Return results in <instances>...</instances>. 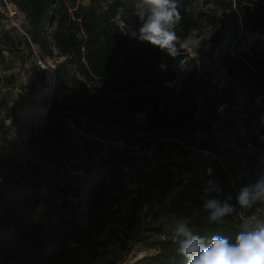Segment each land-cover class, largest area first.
<instances>
[{
    "label": "trees",
    "instance_id": "1",
    "mask_svg": "<svg viewBox=\"0 0 264 264\" xmlns=\"http://www.w3.org/2000/svg\"><path fill=\"white\" fill-rule=\"evenodd\" d=\"M7 1L14 4L24 17L25 33H18L20 38H26L24 42L29 48V55L33 54V58L41 62L47 58L54 59L51 72L41 71L45 93L39 97V102L47 106L49 115L62 114L63 132H68L65 119L72 120L77 126L83 124L88 130L134 127L156 131L166 127L171 131H191L198 108L195 95L205 87L206 78L191 69L183 79L170 85L153 90L142 89L154 84L160 77L175 80L176 66L186 51L184 47L178 55L171 56L147 42L139 41L137 36L142 25L135 16V0H87L86 4H82V0ZM199 3H205V7L210 6V9L203 8ZM217 10L227 13L226 16L217 15L223 18V23L226 17L232 16L236 21L240 15L244 26L264 33V0H180L182 19L176 33L181 41L184 43L190 32L201 29L204 24L214 23ZM7 15L0 0V47L19 42L12 34L16 31L13 25L2 27V20H7ZM236 33L235 29L227 27L214 37L217 53L224 63L233 64L249 75L252 89L248 100L251 102L253 98L260 97L264 103V51L259 53L260 58L249 54H230L228 50ZM29 45L37 46V51L33 52ZM46 75L53 80L54 91L51 94L46 91L51 86ZM14 76L13 73L7 74L0 81L8 84ZM254 77L258 81H254ZM22 84L19 86L26 89ZM29 102L22 104L20 110L23 112L26 107V112L20 117L17 107H9L5 97L0 96V161L12 163L15 157L9 154H17L20 147L18 137L8 135L5 120L8 118L21 129H26V124L32 128L37 123L34 111L37 100L31 98ZM214 108L215 105H211L206 116L215 118ZM137 113L145 114L143 126L134 119ZM48 134L53 137V132ZM200 146L214 149L205 140ZM27 162L31 167L11 179V185L3 188L0 181V200L5 194L36 186L41 178L49 180L53 174L58 175L59 167L55 164L49 169L44 162L39 165L30 158ZM226 163L228 167H223L211 155L196 153L169 173L170 177L179 178L177 184L182 189L178 201L188 206L192 215H181V218L173 220L170 232H166L165 222L162 221L145 229L152 235L150 247L156 248L158 253L142 264H186L185 258L177 254L178 245L173 240L174 227L179 222L185 223L194 234L206 240L213 235H224L234 240L240 219L233 215L225 218L224 223H210L203 208L204 200L201 199L207 181L214 180L223 189L219 198L223 200L231 195L230 202L236 203L240 189L247 183L244 175L237 176V169L228 156ZM207 168L211 169V173L207 172ZM40 171L43 172L42 177ZM71 188V184L65 182L51 185L38 201L66 196ZM137 202L130 209L129 228L138 221ZM156 214H151L153 219H157ZM162 234L164 237H161ZM36 235L31 225H22L8 215H0V240L10 236L27 240ZM131 236L134 238L132 233Z\"/></svg>",
    "mask_w": 264,
    "mask_h": 264
},
{
    "label": "rangeland",
    "instance_id": "2",
    "mask_svg": "<svg viewBox=\"0 0 264 264\" xmlns=\"http://www.w3.org/2000/svg\"><path fill=\"white\" fill-rule=\"evenodd\" d=\"M81 2L86 4L87 0ZM199 4L206 9L210 7H205V3ZM5 10L7 11L6 7ZM226 14V12L217 10L214 23H206L201 29L190 32L184 40L186 55L176 66L175 80H166L164 77H160L154 84L147 85L142 89L153 90L170 85L174 81L183 79L191 69H195L197 74L206 78L205 87L195 95L198 107L197 116L200 117L206 115L208 108L217 103L216 97L207 93L209 88H207V77L212 69L226 70L243 79L249 95L252 89L249 75L246 71L237 69L235 65L222 61L217 53L214 37L224 28L231 27L237 33L231 42L229 53L234 56L249 54L260 58L259 53L264 51V33L244 26L240 15L236 17V21L232 19V16L226 17L223 23V18H218L217 15L226 16ZM13 21L19 23L18 25L23 30L25 27V20L20 12L15 17L7 15V20H2V27L8 28L12 25L15 27L16 31H13L12 34L15 35V39H19V42L7 47L4 45L0 47V78L10 73L15 75L14 80L8 84L0 81V86L3 87L0 96L5 97L9 107H17L16 112L20 117L22 113L26 112V107L21 112L22 104L26 105V101L29 102L31 98L36 99L34 111L38 116L44 108L39 102V97L45 93L41 83L43 81L41 71L51 72L54 68V59L47 58L45 62H39L33 58V54L29 55V48L24 42L26 38H20L21 34L18 32L22 31L13 24ZM31 49L33 52L37 51V46H31ZM8 67L10 69H3ZM199 70L203 71L202 74ZM22 71L23 73H21ZM45 78L47 79L48 76L46 75ZM254 81H258V78L254 77ZM19 84H22L26 89H23ZM251 110L250 106L245 108V111L250 113ZM61 115H48L44 121L35 122L32 128L26 124V129L14 126L8 118L5 120L8 135L17 136L20 147L17 154L13 152L9 154L15 157L12 163L0 161V181L3 188L11 185V179L20 176L24 169L28 170V167H31V164L27 162L29 158L39 165L47 161L49 169L54 164L60 169L58 175L53 174L49 180L41 178L37 181L38 184L30 189L18 190L15 193L2 196L0 215H8L22 225H31L37 235L35 238L27 240L11 236L1 239L0 264H119L134 255L135 246L156 253L158 250L149 245L152 235L145 229L162 221L165 222L166 232H170L173 230V220L181 218V215H192L191 209L181 205L178 201L180 199L179 192L182 189L177 184L179 178L171 177L172 185L170 187L168 184L162 186L161 192H163V196L167 195L168 201L165 204L160 203L161 208L157 206L160 201L153 199V193L147 189L144 193H137V191L134 193V189H130L129 192L126 190L119 192L120 189H123V181L119 179H115L118 182L116 183L114 180L113 184L111 178L107 180L106 184L103 183L104 180L103 182L79 181L80 179L75 174L76 166L64 162L67 149L73 151L75 157H78V150L73 144L74 136L70 130L68 129V132L61 130ZM134 119L140 120L141 113L135 114ZM97 130L105 134L108 133L106 128ZM129 131L137 136L153 133L139 131L134 127H130ZM51 132H53L54 140L49 137L48 133ZM180 133H184L183 130ZM4 160L7 161L6 158ZM235 168L240 171L244 170L236 165ZM40 173V177H42L43 172L40 171ZM142 179L143 177H140L139 182ZM63 182L71 184L72 190L68 195L57 196L55 199L47 201H38L51 185ZM132 186L134 187V185ZM122 198L125 202L127 201L126 205L120 203ZM135 201H138L136 214L138 221L129 228L130 209ZM125 207H127L126 212L123 211ZM152 213H157V219L152 218ZM257 217H264V209L255 215V218Z\"/></svg>",
    "mask_w": 264,
    "mask_h": 264
},
{
    "label": "built area",
    "instance_id": "3",
    "mask_svg": "<svg viewBox=\"0 0 264 264\" xmlns=\"http://www.w3.org/2000/svg\"><path fill=\"white\" fill-rule=\"evenodd\" d=\"M2 1L9 17L19 14L14 4L7 0ZM13 24L25 33L19 23L13 21ZM199 72L202 74L203 71ZM47 80L51 82V86L46 91L51 94L54 91L53 80ZM207 84V93L217 99L214 108L216 117H200L196 113L190 131L191 142L187 143L177 131L166 127L139 136L129 131V127H112L105 134L97 129L88 130L83 124L77 126L72 120L65 119L66 128L68 126L67 129L74 136L73 144L78 150V157L67 149L64 162L76 166L75 174L79 181L90 182L98 179L101 182L104 180L103 183L106 184L110 178L111 181L119 179L132 183L134 193L140 177L158 182L163 168L168 173L175 171L176 165L192 158L196 153L211 155L223 167H228V156L234 167L236 165L244 169H238L237 176L244 175L247 168L252 169L258 177L264 175V103L261 98L255 97L250 102L243 79L226 70L209 71ZM247 106L252 108L251 113L245 111ZM43 107V112L37 116L39 123L49 115L47 106ZM203 140L214 149L202 148L200 144ZM245 212L243 210L234 214L241 223L249 220Z\"/></svg>",
    "mask_w": 264,
    "mask_h": 264
},
{
    "label": "clouds",
    "instance_id": "4",
    "mask_svg": "<svg viewBox=\"0 0 264 264\" xmlns=\"http://www.w3.org/2000/svg\"><path fill=\"white\" fill-rule=\"evenodd\" d=\"M135 16L141 27L137 39L176 56L186 45L176 33L182 17L180 0H135ZM211 173V169H208ZM223 189L214 180L207 181L201 199L210 223H224L238 211L264 206V175L240 189L236 203L231 195L219 196ZM215 193V195H212ZM176 252L186 264H264V217L245 220L240 224L234 240L224 235H213L210 240L196 235L182 222L174 227Z\"/></svg>",
    "mask_w": 264,
    "mask_h": 264
},
{
    "label": "crops",
    "instance_id": "5",
    "mask_svg": "<svg viewBox=\"0 0 264 264\" xmlns=\"http://www.w3.org/2000/svg\"><path fill=\"white\" fill-rule=\"evenodd\" d=\"M144 118H145V114L141 113V119L140 120H136L138 122V124H140V126L144 125ZM139 131H143V132H156V131H152L150 129H142V128H137ZM183 130L184 133H180ZM177 132L183 137V139L188 143L192 141V135L190 131H185L184 129H179L177 130ZM244 176H245V181L247 183V185H250L252 183H254L259 177L257 175H255L254 171L250 168H247L246 171H244ZM115 180V179H114ZM114 180L111 181V183L113 184ZM116 183L118 182L117 180H115ZM115 184V183H114ZM168 184V187H170V185H172V179L169 175V173L167 172L166 168H163L161 170V175H160V180L157 182L156 180H151L150 178H145L143 177V179L141 180V182L138 183V188H137V193L138 192H143L147 190L150 191V193H153V199H157L160 202L157 203V206L159 208L160 207V203L165 204L168 201V197L167 195L163 196V192H161L162 186ZM133 184L132 183H127L126 181H123V189H120L119 192H124L125 190L127 192H129L130 189H133ZM181 186H179L180 188ZM118 188V187H116ZM177 189V187H176ZM123 199V198H122ZM124 205H126L127 201L125 202V200H121ZM127 207L123 208V211L126 212ZM264 209V206H257L254 207L251 210H246V217L249 220H253L255 218V215L258 214V212H261ZM190 216V215H189ZM182 217V216H181ZM183 221V220H181ZM150 234V233H149Z\"/></svg>",
    "mask_w": 264,
    "mask_h": 264
},
{
    "label": "bare ground",
    "instance_id": "6",
    "mask_svg": "<svg viewBox=\"0 0 264 264\" xmlns=\"http://www.w3.org/2000/svg\"><path fill=\"white\" fill-rule=\"evenodd\" d=\"M151 252L140 246H135L134 255L129 257L124 263L119 264H137L143 257H146ZM117 264V263H115Z\"/></svg>",
    "mask_w": 264,
    "mask_h": 264
},
{
    "label": "water",
    "instance_id": "7",
    "mask_svg": "<svg viewBox=\"0 0 264 264\" xmlns=\"http://www.w3.org/2000/svg\"><path fill=\"white\" fill-rule=\"evenodd\" d=\"M157 253H158V252L148 254L146 257H143L139 262H137V264H142V263H144V262H145L146 260H148L149 258L156 256Z\"/></svg>",
    "mask_w": 264,
    "mask_h": 264
}]
</instances>
